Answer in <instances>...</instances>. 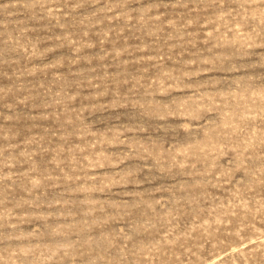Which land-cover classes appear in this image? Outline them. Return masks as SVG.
Here are the masks:
<instances>
[{
  "label": "rangeland",
  "instance_id": "obj_1",
  "mask_svg": "<svg viewBox=\"0 0 264 264\" xmlns=\"http://www.w3.org/2000/svg\"><path fill=\"white\" fill-rule=\"evenodd\" d=\"M0 264H264V0H0Z\"/></svg>",
  "mask_w": 264,
  "mask_h": 264
}]
</instances>
